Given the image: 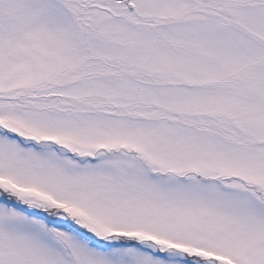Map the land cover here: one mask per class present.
I'll use <instances>...</instances> for the list:
<instances>
[{
    "label": "snow or ice",
    "instance_id": "obj_1",
    "mask_svg": "<svg viewBox=\"0 0 264 264\" xmlns=\"http://www.w3.org/2000/svg\"><path fill=\"white\" fill-rule=\"evenodd\" d=\"M0 264H264V0H0Z\"/></svg>",
    "mask_w": 264,
    "mask_h": 264
}]
</instances>
